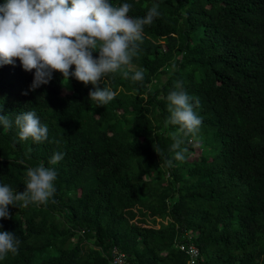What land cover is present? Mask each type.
I'll list each match as a JSON object with an SVG mask.
<instances>
[{"label": "trees", "instance_id": "trees-1", "mask_svg": "<svg viewBox=\"0 0 264 264\" xmlns=\"http://www.w3.org/2000/svg\"><path fill=\"white\" fill-rule=\"evenodd\" d=\"M112 3L132 4L133 17L157 3L161 16L127 69L143 80L105 77L107 105L89 100L90 83L55 72L31 91L34 71L0 67V115L13 122L0 125V184L23 192L40 162L58 173L47 204L8 206L0 230L21 243L0 264H115L117 252L123 264H190L181 244L199 249L197 264H264V0ZM176 82L199 101L193 133L166 126ZM32 110L48 126L42 143L20 140L14 123Z\"/></svg>", "mask_w": 264, "mask_h": 264}, {"label": "clouds", "instance_id": "clouds-1", "mask_svg": "<svg viewBox=\"0 0 264 264\" xmlns=\"http://www.w3.org/2000/svg\"><path fill=\"white\" fill-rule=\"evenodd\" d=\"M132 7L130 3L113 4L112 0H4L0 4V67L15 65L18 59L24 71H34L31 91L48 84L55 72L68 82L75 78L86 86L90 83L89 100L107 105L116 92L110 86H100L105 77L120 73L133 82L143 80V69L131 74L127 69L141 51L144 27L161 16L157 3L143 17L130 15ZM166 99L170 113L166 126L177 125L186 133L199 129L202 118L195 110L199 101L194 103L180 82ZM12 123L8 115H0L5 130ZM14 123L20 140L42 143L48 139V126L34 110L16 115ZM173 147L179 148V143ZM31 151L29 148L28 153ZM184 151H176L174 158L183 160ZM63 158L64 154L56 151L48 163L56 165ZM57 175L55 167L40 162L26 169L23 192L0 184V219H11L9 205L47 204L55 196ZM20 243L16 233L0 230V260L9 253L18 254Z\"/></svg>", "mask_w": 264, "mask_h": 264}, {"label": "built area", "instance_id": "built-area-1", "mask_svg": "<svg viewBox=\"0 0 264 264\" xmlns=\"http://www.w3.org/2000/svg\"><path fill=\"white\" fill-rule=\"evenodd\" d=\"M181 250L186 251L189 255V263L190 264H197L198 260L201 258L199 249L194 244H181L180 245ZM114 260L113 262L115 264H123V261L125 259L124 254L120 253H114Z\"/></svg>", "mask_w": 264, "mask_h": 264}, {"label": "rangeland", "instance_id": "rangeland-1", "mask_svg": "<svg viewBox=\"0 0 264 264\" xmlns=\"http://www.w3.org/2000/svg\"><path fill=\"white\" fill-rule=\"evenodd\" d=\"M162 79H166L165 76H162ZM195 146V152L191 155V158H198L201 154V147L199 143H194Z\"/></svg>", "mask_w": 264, "mask_h": 264}]
</instances>
